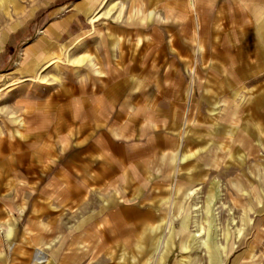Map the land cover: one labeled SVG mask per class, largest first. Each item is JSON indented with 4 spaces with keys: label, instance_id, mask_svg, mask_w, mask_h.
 <instances>
[{
    "label": "rangeland",
    "instance_id": "1",
    "mask_svg": "<svg viewBox=\"0 0 264 264\" xmlns=\"http://www.w3.org/2000/svg\"><path fill=\"white\" fill-rule=\"evenodd\" d=\"M75 1L0 0V264H264L263 32L227 35L219 0H109L94 24L81 0L55 37Z\"/></svg>",
    "mask_w": 264,
    "mask_h": 264
},
{
    "label": "crops",
    "instance_id": "2",
    "mask_svg": "<svg viewBox=\"0 0 264 264\" xmlns=\"http://www.w3.org/2000/svg\"><path fill=\"white\" fill-rule=\"evenodd\" d=\"M89 2L92 6L97 4L96 12L95 14L90 16V22L94 24V22L97 20L99 12L105 9L108 6L109 0H90ZM216 1V0H215ZM191 7L194 8V1L190 0ZM80 3L81 0L75 1L71 3L70 5H60L55 10L59 11H51L49 15L55 14L54 16L50 17V19L46 22L45 29H48V31L54 35L55 37L59 38L64 35L72 34L73 32H77L81 30L84 27L86 16L83 14V12L80 10ZM21 2H18L17 5L15 4L14 9H18L16 6H20ZM218 9L217 16H215V21L220 25L226 24V28L228 29L227 35L232 36L235 34V37L244 36L243 31L246 32H253V31H261L264 33V0H219L218 6H215ZM108 13V12H107ZM13 11H6L5 13L0 14V47H2L8 37L6 35V32L8 31V28L4 27L5 21L10 16H13ZM219 16V19L217 17ZM48 17V15H47ZM20 20H18L16 23L18 24ZM16 25V24H15ZM44 29V30H45ZM42 30L41 32H44ZM262 33V37L264 38V34ZM260 35V34H259ZM85 36H75L72 37L70 40H68L64 46L61 48L63 52H68L67 56H72V58H75L74 50L79 49V46L82 44L83 39ZM73 51V52H72ZM71 52V53H70ZM71 54V55H70ZM58 61V63H53L54 61ZM61 59L57 56L53 57L52 59H49L46 61V63L40 67V69L37 71V76L41 79H44L48 75V69H52L56 67L61 61ZM70 60V59H69ZM47 72V73H46ZM26 79L33 80L34 76L29 75ZM193 90V89H192ZM108 102H112L109 101ZM85 119V118H83ZM80 122V128L78 129L83 130L82 127L92 128L93 126H90L89 121H79ZM186 130L183 131V135L185 134ZM107 133L106 131L103 132ZM94 131L89 133L87 135L90 136V140H93L92 143H95V139L93 138ZM92 136V137H91ZM183 140V136L181 138ZM182 145V142H181ZM14 168V167H13ZM13 168H10V171H12ZM105 171V169H102ZM84 175H88L90 178L84 177V181H94L95 179L102 177V174H93L91 172H86L84 169ZM104 181L107 182V177L104 178ZM60 188V186H58ZM62 189L60 188V191ZM166 229H169L168 226ZM167 235H163L159 245H158V252H161L166 245V239ZM201 246H205V240H201ZM36 260L38 262H44L45 257L41 255V252L39 251L37 253Z\"/></svg>",
    "mask_w": 264,
    "mask_h": 264
},
{
    "label": "bare ground",
    "instance_id": "3",
    "mask_svg": "<svg viewBox=\"0 0 264 264\" xmlns=\"http://www.w3.org/2000/svg\"><path fill=\"white\" fill-rule=\"evenodd\" d=\"M59 61V60H58ZM58 61L56 60V61H54L53 63L55 64V63H58Z\"/></svg>",
    "mask_w": 264,
    "mask_h": 264
}]
</instances>
